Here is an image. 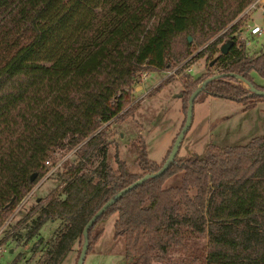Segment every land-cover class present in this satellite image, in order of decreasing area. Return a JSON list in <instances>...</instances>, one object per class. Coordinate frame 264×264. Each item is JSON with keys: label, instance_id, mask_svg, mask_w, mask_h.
Segmentation results:
<instances>
[{"label": "trees", "instance_id": "16d2710c", "mask_svg": "<svg viewBox=\"0 0 264 264\" xmlns=\"http://www.w3.org/2000/svg\"><path fill=\"white\" fill-rule=\"evenodd\" d=\"M251 1L0 0V226L46 172L51 152L75 148L78 157L62 164V193L37 198L20 221L30 220L27 238L47 220L61 222L53 238L31 246V258L47 247L43 258L49 253L48 264H58L74 241L81 248L90 216L164 164L176 136L160 161L148 156L139 136L132 142L135 169L118 150L114 163L105 156L104 124L139 106L132 101L137 71L177 65L182 71L192 52L188 35L203 43L217 34L208 46L219 52L218 70L196 77L183 72L184 115L190 94L215 73H237L264 88L250 75H264V50L246 53L245 40L230 36L235 23L226 27ZM223 42L229 43L226 53L219 49ZM208 94L245 101L243 109L264 100L230 74L207 81L193 103ZM98 154L97 165L87 169ZM176 174L178 182L167 184ZM111 216L129 264H264V133L225 149L209 144L201 153L181 155L178 148L161 173L127 190L96 218L86 253Z\"/></svg>", "mask_w": 264, "mask_h": 264}, {"label": "rangeland", "instance_id": "374dc122", "mask_svg": "<svg viewBox=\"0 0 264 264\" xmlns=\"http://www.w3.org/2000/svg\"><path fill=\"white\" fill-rule=\"evenodd\" d=\"M252 3L255 7H251ZM263 8L264 0H252L244 10L228 22L226 27L235 23L237 29L251 18L262 23L263 14L260 11ZM216 35L209 37L203 43H198L196 39L193 40L190 35V41L193 42L192 52L184 60L190 61L185 67L192 66L188 73L193 77L208 70H218L219 65L215 56L219 52H212L208 46ZM244 40L246 53L254 54L264 50V33L261 35L246 34ZM197 52L200 54L198 57ZM212 59H214L213 62H211ZM171 69L159 71L146 68L136 72L145 71L147 73L145 79L134 74L132 101L139 100V106L123 120H114L104 124V132L108 140L105 156L109 163H114V151L118 150L132 168H137L136 149L132 142L139 136L144 137L147 153L151 159L160 161L167 152L185 116L182 111V96L179 94L182 88L181 78L183 72L186 71L168 72ZM250 75L256 84L264 87V75H260L255 70H252ZM165 78L167 81L162 87L152 93L149 92ZM237 82L246 86L242 81L237 80ZM244 103L245 101L212 94L194 101L191 121L180 143L179 153L181 155L189 152L201 153L209 144L225 149L230 145L243 144L255 135L263 134L264 100L258 101L248 109H243ZM74 150L75 148L69 151L51 152L49 161L45 162L46 172L16 204L11 214L0 226V239L5 238L0 243V264L49 263L51 254L48 253V258H43V252L47 250V247L31 258V246L40 238L42 242L53 238L61 222L58 219L47 220L36 235L27 238L25 233L30 220L20 221L35 204L37 198L45 201L51 195L62 193L65 183L59 173L66 160L78 161ZM100 159V154L94 155L90 159L92 162L90 163L89 160L86 163V168H93ZM179 177V174L173 175L166 180V183L175 184ZM113 220L114 216H111L104 222L103 232L93 248L86 253L82 264H129L130 261L123 252V237H114ZM79 248V242L74 241L72 248L63 255L58 264H75ZM152 264L167 263L153 260Z\"/></svg>", "mask_w": 264, "mask_h": 264}, {"label": "water", "instance_id": "95a60500", "mask_svg": "<svg viewBox=\"0 0 264 264\" xmlns=\"http://www.w3.org/2000/svg\"><path fill=\"white\" fill-rule=\"evenodd\" d=\"M188 40L189 41L191 40L190 35H188ZM228 48H229V43L223 42L220 45L219 49H220L221 53H226ZM213 61H214V59L211 62H213ZM227 74H230V75L234 76L237 80L245 83V85H246L245 87L250 89V91H253L254 93H256L258 95H264V88L263 89L255 88L253 86V84L250 81H248L246 78H244L242 75L237 74V73H233V72H231V73H226V72L215 73L212 76L206 78L204 81H202L189 96L184 123H183L182 127L180 128L179 132L177 133V135H176V137H175V139L171 145V148H170V151L167 155V158H166L164 164L162 165V167L157 172L144 174L143 176L137 178L136 180L132 181L128 185H126L123 188H121L120 190H118L113 196H111L108 200H106L90 216V218L86 221V223L84 224L83 229H82L83 241H82L80 252H79V255L77 257L75 264H82L83 263L84 257L86 255L87 247H88V239H87L88 229L93 224V222L96 220V218L105 210V208L108 205H110L118 197H120L122 194H124L127 190H129L130 188L134 187L135 185L141 183L143 180L147 179L148 177L161 173L166 168V166L173 160L174 156L176 155L178 148H179V145L183 139L184 133L190 124L191 116H192V104H193V99H194L195 95L198 93V91H200L204 87V85L206 84L207 81H209V80H211L217 76L227 75ZM179 95H181V93ZM36 174H37V172L33 171L30 175V180H33L35 178ZM13 199H14V196H12L11 199L6 203V206L9 205L13 201Z\"/></svg>", "mask_w": 264, "mask_h": 264}, {"label": "built area", "instance_id": "2783aa9c", "mask_svg": "<svg viewBox=\"0 0 264 264\" xmlns=\"http://www.w3.org/2000/svg\"><path fill=\"white\" fill-rule=\"evenodd\" d=\"M255 4L252 3L251 7H255ZM248 11H246L247 13ZM261 14H263V22L258 23L257 21L254 20V18L249 19L247 22H244L242 26L239 28H234L230 32V36L235 37L237 39H244L246 37V34H251V35H261L264 33V8L261 9L260 11ZM213 60V59H212ZM211 60V61H212ZM178 67L172 68L170 71L171 73H174L177 70ZM192 69V66L190 65L189 67H185L183 70L186 72H190ZM147 73L145 71H141L140 73H136V76L145 79Z\"/></svg>", "mask_w": 264, "mask_h": 264}]
</instances>
